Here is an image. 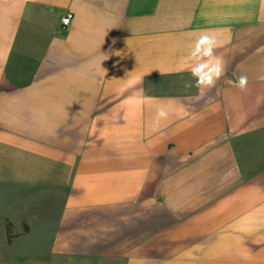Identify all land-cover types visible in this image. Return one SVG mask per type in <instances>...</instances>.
<instances>
[{"label":"crops","instance_id":"1","mask_svg":"<svg viewBox=\"0 0 264 264\" xmlns=\"http://www.w3.org/2000/svg\"><path fill=\"white\" fill-rule=\"evenodd\" d=\"M0 264H264V0H0Z\"/></svg>","mask_w":264,"mask_h":264},{"label":"clouds","instance_id":"2","mask_svg":"<svg viewBox=\"0 0 264 264\" xmlns=\"http://www.w3.org/2000/svg\"><path fill=\"white\" fill-rule=\"evenodd\" d=\"M115 43V41H113ZM220 47L218 37L214 30H200L194 45L188 53L187 62L189 72L194 80L186 82L184 87L198 89L197 95L192 99L196 102L205 95V90H211L226 74V64L224 59L217 55V49ZM101 75H107V70L104 69ZM235 87L241 91H246L248 87V77L241 75L235 82ZM168 112L164 107H160L156 112V119L159 122L166 119Z\"/></svg>","mask_w":264,"mask_h":264},{"label":"trees","instance_id":"3","mask_svg":"<svg viewBox=\"0 0 264 264\" xmlns=\"http://www.w3.org/2000/svg\"><path fill=\"white\" fill-rule=\"evenodd\" d=\"M27 228L24 229L26 232ZM6 233H7V239L8 242H11L12 239L15 237V234L13 233V226L10 223L6 224Z\"/></svg>","mask_w":264,"mask_h":264},{"label":"built area","instance_id":"4","mask_svg":"<svg viewBox=\"0 0 264 264\" xmlns=\"http://www.w3.org/2000/svg\"><path fill=\"white\" fill-rule=\"evenodd\" d=\"M71 20V14H67L62 18V24L64 26H68V24L70 23Z\"/></svg>","mask_w":264,"mask_h":264}]
</instances>
